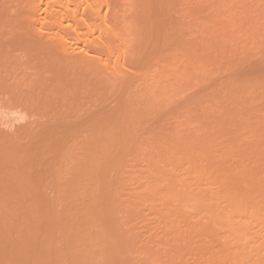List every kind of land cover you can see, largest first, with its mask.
I'll return each instance as SVG.
<instances>
[{"label": "rangeland", "instance_id": "1", "mask_svg": "<svg viewBox=\"0 0 264 264\" xmlns=\"http://www.w3.org/2000/svg\"><path fill=\"white\" fill-rule=\"evenodd\" d=\"M81 1L39 0L37 4L33 0H0V52H3L0 61L5 55L12 58L5 59V56V63H0V67L5 66L1 69L9 71L13 64L19 65L24 58L29 60L24 53L26 56V52L38 53L36 65L41 61L45 66L46 60L50 64L47 66L51 67L46 66V69L42 63L38 65L44 70L37 78L34 73L38 70L31 65L34 60L30 58L28 65L31 67L27 65L28 68L27 62L20 63V67L17 66L21 70L14 71L20 72L19 78L25 81L26 75L29 79L36 75L34 80L40 81L37 85V81L31 80L30 83L37 85L31 87L29 82L26 83V76L25 85L22 82L25 88L17 86L23 90L21 93L28 87L25 91L28 95L29 91L39 90L45 98L49 93L48 100L54 107H57L56 103L63 108L75 105V112L74 109L69 111V107L64 110L69 115L71 112L68 121L78 122L79 126L82 121L85 125L87 114L95 119V115L112 108L115 121L111 115L113 121L108 123L109 126L106 121L99 124L102 118L100 121L87 120L97 126L94 129H99L98 132L101 128L109 133L113 130L112 145L107 146L109 142L103 141L110 151L103 146V150L93 148L100 157L92 166L98 169L99 175L102 166L110 168L111 176L107 170L103 174L104 169L101 174L112 178L100 175L98 179L107 178L112 183L109 186L104 179L107 183L104 186L100 179L96 182L101 184L99 193L94 184L97 189L93 190L97 194L85 195L79 190L80 195H71L73 189L64 183L70 172L66 170V177L58 169L59 173L47 177L43 171L45 178L40 171L41 178L36 177V182L26 184L23 192L19 190L23 194L0 195V264H264V0ZM86 1L93 2L96 9ZM88 5L96 10L95 14ZM71 9H74L73 14ZM89 20L96 22V27L92 22L88 23ZM86 23L90 28L85 26ZM152 24L158 25L159 29ZM91 25L94 26L92 30ZM152 31L154 35H151ZM105 38H108L109 46L115 41L110 55L104 51ZM63 41L69 45L63 47ZM52 42L51 47L49 43ZM129 44L135 54L130 48L125 49ZM136 50L139 53L136 54ZM44 54L48 55L45 57ZM41 57L48 59L42 58V61ZM108 57L110 63L104 69L103 59ZM115 59L118 71L110 66ZM132 61L142 71L135 68ZM8 62L13 63H9L10 66ZM1 69L2 78L8 73ZM143 71H147L148 78L146 72L143 77ZM14 72L9 71L7 77L14 79L11 77ZM126 75L135 78L138 75L143 81L136 78L130 84L126 81L128 85L124 82ZM7 77L3 78L1 91ZM26 84L31 86L26 87ZM152 88L154 91L156 88L157 93ZM147 90L156 98L149 96ZM1 91L4 95L5 91ZM25 92L23 95H27ZM5 96H9L7 92ZM31 96L33 103L34 94ZM146 96L153 99L149 102ZM36 98L35 102L42 103L40 96ZM137 101H144L145 108L141 103V107L138 106ZM50 105L44 111H49ZM129 108L133 110H127ZM135 109H139L137 112L142 109V112L136 114ZM72 112L77 113L76 116L73 117ZM0 113L3 116V119L0 117V134L5 131V138L10 134L9 139L0 137L1 154L12 142L20 143L22 147L29 138L37 140L38 135L31 137L28 133L32 129L38 133L39 128L33 124L34 128L30 124L24 126L32 117L25 118L23 112L7 109L4 110L6 115ZM99 116L105 118L102 114ZM43 117L37 121H42ZM76 125L70 126L76 129ZM21 127L26 132L21 133ZM83 131L84 128L81 132H86ZM93 131H87L88 135ZM101 132L103 135V130ZM15 133L25 141L18 143L20 140ZM93 133L97 135V131ZM90 136H82V139ZM75 138L77 141L78 136ZM74 140L72 145L71 140L67 141L70 145L63 141L70 148L62 145L68 149L63 152L60 147L58 153L63 157H58L59 162L53 153V164L61 166L63 163L61 167L66 164L65 169H68L74 163L79 165L80 158L88 159L85 158L88 154L81 155L78 144L80 150L75 148ZM30 141L28 145L32 143ZM82 141L87 145L85 140ZM95 141L97 143L98 139ZM13 144L10 149L19 148ZM41 150L47 149L42 147ZM74 151L78 153L71 160L69 155ZM106 151L111 152L108 157L111 166H108L107 158L106 164L102 165L101 160L109 156ZM51 152L42 156L51 158ZM70 160L74 163L68 164ZM49 163L45 172L53 174L55 165L50 168ZM77 164L69 168L73 169ZM81 164L79 166H83ZM72 174L73 171L70 177ZM59 175L64 177L61 179Z\"/></svg>", "mask_w": 264, "mask_h": 264}, {"label": "bare ground", "instance_id": "2", "mask_svg": "<svg viewBox=\"0 0 264 264\" xmlns=\"http://www.w3.org/2000/svg\"><path fill=\"white\" fill-rule=\"evenodd\" d=\"M33 1H34V3H37V4H38V1H39V0H38V1H37V0H33ZM35 1H37V2H35ZM40 1H41V0H40ZM47 1L49 2V0H47ZM56 1H58V0H56ZM67 1H68V0H67ZM45 2H46V1H45ZM51 2H52V1H51ZM69 2H72V1H69ZM80 2H82V1L80 0ZM86 2L88 3V1H86ZM89 3H90V5H91L92 7H93V5H94V8H95L96 5H95L93 2L89 1ZM89 3H88V4H89ZM92 4H93V5H92ZM90 5H88V6L91 7ZM32 6H34V4H33ZM35 6H36V5H35ZM37 6H38V5H37ZM92 7H91L90 9H91V10H94V8H92ZM37 8H38V7H37ZM32 9H33V8H32ZM41 9H43V8H41ZM44 9H45V7H44ZM77 9H78V7H76V10H75L76 12H77ZM95 9H96V8H95ZM30 10H31V7H30ZM71 10H72L71 13L73 14V10H74V9H71ZM95 11H96V10H94V14L96 13ZM40 12H41V11H40ZM48 12H49V11H48ZM43 14H44V13H43ZM44 16H45V15H44ZM44 16H43V17H44ZM92 20H93V19H92ZM92 20H91V21L89 20L88 23L92 24L93 21H94V20H93V21H92ZM91 22H92V23H91ZM93 24H95L94 26L96 27V22H94ZM152 25L154 26V24H152ZM155 25H156V24H155ZM85 26H86V27L88 26V28H90V25H87V23H86ZM94 26L91 25V30H92V27L94 28ZM143 26H144V25H143ZM150 26H151V25H150ZM97 27H98V25H97ZM147 27H148V26H147ZM154 27H155V29H156V28L158 27V25H157V27H156V26H154ZM154 27H152V28L154 29ZM142 29H144V28L142 27ZM157 29H159V27H158ZM112 30H113L114 33H116V32L114 31L115 29H113V27H112ZM112 30H111V32H112ZM117 31H118V30H117ZM157 31H158V30H156V32H157ZM118 32H119V31H118ZM152 32H153V31H152ZM152 32H151V33H152ZM144 33H145V32H144ZM144 33H143V34H144ZM140 34H141V33H140ZM143 34H142V35H143ZM154 34H155V33L153 32L151 35H154ZM151 35H150V36H151ZM156 35H157V37L159 38V36H158V32H157ZM156 35H155V38H156ZM109 36H110V34H109ZM109 36H108V38H109ZM113 36H114V34H113ZM115 36H117V34H115ZM118 36H119V35H118ZM106 37H107V36H106ZM108 38H105L107 41H103V42H106V43H104L105 45H104L103 47L105 48V50H104L105 53H106L107 55H110V54H111L112 44H114L115 41H114V43H111V45H110L111 47H110V46H109V42H108ZM118 38H119V37H118ZM158 38H156L157 41H158ZM112 39H113V38H112V35H111V39H110V40H112ZM115 39H116V38H115ZM121 39H122V37H121ZM65 41H66V40H65ZM65 41H63L64 44L61 43V44H63V47H66V46L69 45V44L66 45V44H65V43H66ZM126 41L128 42V40H125V42H126ZM157 41L155 40L154 42L158 43ZM54 42H55V41H54ZM118 42H120V41H118ZM122 42H123V41H122ZM67 43H68V42H67ZM137 43H138V42H137ZM140 43H141V42H140ZM140 43H138V44H140ZM50 44H51V47H52V46H53V45H52L53 42H52V43H49V46H50ZM122 44H123V43H122ZM64 45H66V46H64ZM125 45H126V44H125ZM155 45H156V44H155ZM158 45H160V43H159ZM128 46H129V47L126 46L125 49H126V48L129 49L130 46H131V44H129ZM142 46H143V45H142ZM138 47H139V46H138ZM143 47H144V46H143ZM158 47H159V46H158ZM158 47H155L156 50H157ZM104 48H103V49H104ZM144 48H145V47H144ZM149 48H150V46H149ZM70 49H71V48H70ZM136 49H138V48H136ZM139 49H141V48H139ZM147 49H148V48H147ZM158 49H159V48H158ZM130 50H131V48H130ZM130 50H129V51H130ZM142 50H144V49H142ZM159 50H160V49H159ZM122 51H123V49H122ZM125 51H126V54H127V50H125ZM129 51H128V54H130V55H132V53L135 54V53H134L135 50L133 51V49H132V50H131V51H133L132 53H129ZM139 51H140V50H139ZM149 51H150V50H149ZM9 52H10V51H9ZM35 52H36V51H35ZM67 52H68V51H67ZM152 52H153V51H152ZM154 52H155V50H154ZM154 52H153V53H154ZM0 53H3V52L1 51ZM26 53H27L28 55L26 56L25 53H24V55H25V57H26L27 59L29 58V60H26V61H25V60H24L25 58L23 59L24 61L21 59L22 62L19 61L20 59H17V58H16V60H18L20 63L27 62V64L25 63L26 66H27L28 64L31 63V62L28 63V62L30 61V58H31V60H34L35 63H31V65H32V67H35V66H36V68H37V70H38V71L35 72L34 74L38 75L37 78H40L41 75H40L39 72H41V71L44 70L42 67L46 68L47 64L50 65L49 62H46V60H45V63H46V64H45V66H44V64H43L44 62L42 63L41 61H39L40 64H38V65H41V63H42V67L39 66V68H38V65H36V64H37L36 62L39 60V59H37V58H38L40 55H38V53H37V54H34V55H33V53H28V52H26ZM39 53H40V52H39ZM70 53H71V52H70ZM123 53H124V52H123ZM137 53H139V52H137V50H136V54H137ZM141 53H142V52H141ZM146 53H147L146 56H148L149 53H148V52H146ZM155 53H156V52H155ZM155 53H154V54H155ZM5 54H6V53H5ZM5 54H4V55H5ZM41 54L43 55V53H41ZM67 54H68V53H67ZM121 54H122V53H121ZM126 54H125V55H126ZM13 55H14V53H13ZM15 55H16V54H15ZM17 55H18V54H17ZM22 55H23V54H22ZM24 55H23V56H24ZM29 55H30V57H29ZM37 55H38V57H37ZM46 55H48V54H44L45 57H46ZM112 55H113V52H112ZM130 55H129V57H130ZM143 55H144V52H143ZM0 56H1V55H0ZM5 56H6L5 59H9V58L7 57L8 55H5ZM5 56H4V57H5ZM9 56H10V55H9ZM11 56H12V55H11ZM23 56H22V57H23ZM33 56H36V58H33ZM133 56H134V55H133ZM136 56L138 57V55H136ZM140 56H141V54H140ZM140 56H139V57H140ZM153 56L156 57V55H153ZM157 56H158V54H157ZM4 57L2 58L3 61L5 60ZM12 57L15 58V56H12ZM18 57H19V56H18ZM45 57H41V60H42V58H43V59H48V58H45ZM131 57H132V56H131ZM137 57H136V59H138ZM150 57L152 58L151 55H150ZM14 58H13V60H14ZM114 58H115V57H114ZM132 58L134 59L135 57H132ZM143 58H145V57L143 56ZM151 58H150V59H151ZM11 59H12V58H11ZM11 59H9V60H11ZM58 59H59V58H58ZM125 59H126V57H125ZM133 59H132V60H133ZM141 59H142V57H141ZM13 60H12V61H13ZM129 60H130V58H129ZM146 60H147V59H146ZM146 60H145V61H146ZM3 61H0V63H5V62H3ZM7 61H8V60H7ZM42 61H43V60H42ZM48 61H49V60H48ZM115 61H116V59L114 60L113 63L111 62V65H110V66H111V68L114 67L113 69L118 71V69H116V68H115V65H114ZM130 61H131V60H130ZM130 61H129V62H130ZM133 61H134V60H133ZM133 61H132V63H133V66H134V62H135L136 60H135L134 62H133ZM140 61H141V60H140ZM145 61L143 60V62H145ZM39 62H38V63H39ZM108 62H109V57L103 59V63H104V65H105L104 69H107V65L110 63V62H109V63H108ZM127 62H128V58H127ZM148 62H149V61H148ZM148 62H147V63H148ZM9 63H13V62H8V64H9ZM15 63H16V62H15ZM20 63H19V65H20ZM121 63H122V62H121ZM137 63H138V65H139V62H137ZM137 63H136V65H137ZM8 64L6 63V67H8ZM16 64L18 65V63H16ZM25 64H24V65H25ZM33 64H34L35 66H34ZM125 64H126V63H125ZM125 64H124V65H125ZM128 64H129V63H128ZM9 65L11 66L12 64H9ZM17 65L14 66V64H13V66H11L12 68L15 67V68H13V69L9 66V67H10L9 71L12 70V71L14 72V71H16V69H17V71H18V70H19V68H18L19 65H18V66H17ZM113 65H114V66H113ZM130 65H131V63H130ZM138 65H137V66H138ZM142 65H143L142 68H144V63H143ZM22 66H23V65H22ZM22 66H21V67H22ZM28 66H30V65H28ZM28 66H27V68H28ZM131 66H132V65H131ZM133 66H132V67H133ZM145 66H147V65H145ZM1 67H2V65H1ZM1 67H0V69H1ZM3 67H5V66H3ZM3 67H2V68H3ZM9 67H8V68H9ZM16 67H17V68H16ZM19 67H20V66H19ZM30 67H31V66H30ZM40 67H41L42 70L40 69ZM47 67L49 68V67H51V66H47ZM127 67H128V66H127ZM134 67H135V66H134ZM139 67H140V65H139ZM149 67L151 68V66H149ZM152 67H153V66H152ZM129 68H130V67H129ZM135 68H138V67H135ZM145 68H146V67H145ZM3 69H4V68H3ZM39 69H40V70H39ZM46 69H47V68H46ZM46 69H45V70H46ZM138 69H139V68H138ZM1 70H2V69H1ZM20 70H21V69H20ZM20 70H19V71H20ZM134 70H135V69H134ZM139 70H141V69H139ZM148 70H149V68H148ZM2 71H5V74H7V73L9 74V71H7L6 68H5V70H2ZM141 71H142V70H141ZM149 71H150V70H149ZM145 72H146V74H147V71H145ZM145 72H144V71H143V73L141 72V73L143 74V77L145 76V75H144ZM0 73H1V71H0ZM3 73H4V72H3ZM14 73H15V72H14ZM38 73H39V74H38ZM118 73H119V72H118ZM135 73L137 74L138 72L135 70ZM141 73H140V74H141ZM159 73H160V72H159ZM1 74H2V73H1ZM8 74H7V75H8ZM138 74H139V73H138ZM142 74H141V75H142ZM7 75H6V76H5V75H4V76L1 75V76H2V78L0 77V78H1V82H0V85H1V86L3 85V84H2V81L4 80L3 78H6ZM11 75H12V76H11ZM11 75H10V76L13 77L14 79L9 78V76H8L7 79H8V78H9V79H12V80H10L11 82L8 81L9 79L7 80L8 82L5 80L6 84H5V82H3V83H4V86L2 87V90H3V91H1V89H0L1 92H4V91H5V92L3 93L4 95H1L2 93L0 94V95L2 96V97L0 96V109H1L0 112L2 111V114H4V110L7 109L8 111H9V110H12V111H15V112H23L22 114H23V115L25 114V115H24L25 118H26V116L29 117V118L32 117L31 119L33 120V119H34L33 117H35V119H34L33 121H32V120L29 121V122L26 123V125H24V126H27V124H30V125L33 124V125H35V128H36V129L39 128V129L36 130L38 133H36V132L34 133V130H33L32 127H31V126H33V125L30 126L33 132L29 130L30 133H28V132H27V133H28V135H30L31 137H34L35 135H38L39 137H37V140H35V139L33 140L32 138H29L27 141L29 142V140H31L32 143H31V144L29 143V145H28V142H27V143L25 144V145H27L26 148H25V145L23 146V144H24L23 141H25V140L22 141L23 137H22V139L20 140V139L18 138L17 134L15 133L16 135H15V134H14V135L17 136V138L20 140V141H18V143L22 141V143H23V144H22V147H23V148L19 146L20 143H19L18 145H15V144H13V142H12L11 144H13L14 146H16V148L19 146V148H17V149L15 150V149H12L13 147L11 146L12 148L10 149L9 146H10L11 144H8V145H7L8 148H7L6 150L4 149V151H3V148H4V147L2 148V151L4 152V154H3V152H2V154L0 153V158H1V159H0V162L2 161V163H3V164L1 163V165H3V166L0 165V167L2 168V169H0V195H6V194H7V195H13V193H14V195H16V192L18 193L17 195H20V193L23 194V193H22V192H23L22 189L27 188V187H25L26 184H28V183H30V182H33V181L36 182V181H37V180L35 179L36 177H37V178H41V176H39V174H38L40 171H41V173H43V171H44V173H45V175H46V177H47V175L49 176V174L54 175L55 172H58V173H59L58 169H60V172H61V170H62V172L64 173V174H63L64 176H66V175H65L66 172H67V173H68V171L70 172V174H67V175H69V177L66 176V177H67V178H66V179H67V180H66L67 182H64V183H68L69 185H67V186L65 185V186H66V187H68V186L70 187V186H71L70 189H71V188L73 189L71 195H78L81 191H82L83 194H85V195H94L95 193L93 194V192H96V191H98V190H99L98 193L100 192V189H101V188H100L99 186H100L101 184H100V185L97 184V183H99L100 181H102V182L104 183V186H105V184H107V183H108V185L111 184L112 182H110V179L106 180L107 178H112V177L107 176V175L109 174L108 171L111 170V169L109 168V170H108V168L106 169V168H104L105 166L103 167L102 165H105V164H106L105 161H107V160L109 159L108 157H111V156H110V153H111V152H109V151H110V148H109V149H106V145H107L108 142H109V145H107V146H110V144H111L112 141H113V139H112V136H113V135H112L113 130L110 131V133H109V131H108L107 129H106L107 131H104V129L101 128L100 130H101V131L103 130V135H101L102 132L99 131V132L101 133V134H100V133L98 132L99 129L95 130V129L97 128V126H95V124H93V122H90V124L87 122V120H88V121H91V120L93 119V118H92V119L90 118L91 116L88 117V114H87V117H86L87 120H85V118H84V120H85V125L82 124L83 121L80 122V126H79V123H78V122H72L71 120L68 121L67 118H70V117H71V112H70V115H69V114H66V111L64 110L65 107L63 108V105H59V103H56L55 105H57V107H54V106H53L54 104H53L52 102H50V100H48V99H49L48 97L50 96L49 93L45 94V95H47V96L49 95L48 97L43 98V97H42L43 95H41L42 93L39 92V90H37V89L35 88L38 92H35V90H34V91H29V95H28V92H25V91H28V90H27V89H28L27 85L29 86V84H26V87H27V88H26V90L24 89V92L27 93V95H26V94L23 95L24 92L21 93V90H22V89H19V88H20V87L22 88V86L25 85V82H26V80H27V79H25V78H26L27 75H26L25 78H24L25 81H23L22 78H19L20 72H17V74H16V73H15V74L12 73ZM14 75H16V77H15ZM36 75H35V77H36ZM121 75H122V74H119V76H121ZM134 75H135V74H134ZM134 75H132V77H131L130 75H126V78H127L128 80L125 78V81H124V82L127 83L126 81H128V83L130 84V82L133 81V79H136V78H137L136 80H142V81H143V78L140 77V79H138L139 76L136 75V78H135ZM158 75H159V74H158ZM128 76H130V77H128ZM133 76H134V77H133ZM147 76H148V74L146 75V78H148ZM27 77H28V76H27ZM31 77H32V76H31ZM35 77H34V78H30V79H29V77H28V81H27L26 83H28V82L30 83L31 80H34V79H35ZM15 78H17V80H16V81H13V80H15ZM120 78H121V77H120ZM154 78H155V77H154ZM18 79H19V80H18ZM21 80H22V81H21ZM29 80H30V81H29ZM38 80H39V79H36V80H34V81H32V82H35V83H36V81H37V85H38V84H39V83H38ZM122 80H123V79H122ZM155 80H156V79H154L153 82H154ZM17 81H18V82H17ZM20 81H21V83L19 84ZM39 81H40V80H39ZM144 81H145V80H144ZM13 82H14L15 84H14ZM16 82H17V83H16ZM22 82H23V85H22ZM124 82H123V83H124ZM135 82H136V81H135ZM146 82H148L147 79H146ZM9 83H10V84H9ZM11 83H13V84H11ZM35 83H34V84L30 83V84L32 85V86H31V85H30V86H31V87H36L37 85H36ZM125 83H124V84H125ZM128 83H127V84H128ZM138 83H140V82H138ZM142 83H145V82H142ZM150 83H152V82L150 81ZM154 83H155V82H154ZM154 83H153V84H154ZM40 84H41V82H40ZM127 84H125L124 86H126ZM129 84H128V85H129ZM147 84L149 85V83H147ZM147 84H145V86H146ZM5 85H6V86H5ZM12 85H13V86L15 85V87H13ZM17 85H19L20 87L17 86ZM128 85L125 87L126 89H129V86H128ZM139 85H140V84H139ZM142 85H144V84H142ZM155 85H156V84H155ZM155 85H154V87H155ZM30 86H29V87H30ZM156 86H158V84H157ZM127 87H128V88H127ZM159 87H160V86H159ZM0 88H1V87H0ZM4 88H5V89H4ZM7 88H8V89H7ZM11 88H12V89H11ZM23 88H25V86H23ZM146 88H147V87H146ZM16 89H18V90H16ZM142 89H143V88L141 87V90H142ZM7 90H8V91H7ZM11 90H14V91H13L14 93L12 92V94H11ZM15 90L17 91V95H18V94H19V95L22 94V95H21L22 97H20L19 95H18V96H19L20 98H19L18 96H16V94H15ZM144 90H145V89H144ZM152 90H153V88H152ZM19 91H20V92H19ZM22 91H23V90H22ZM138 91H139V90H138ZM148 91H149V90H147V93H148ZM156 91H158V90H156V88H155V91L153 90V92H156ZM6 92L8 93L9 96H5V93H6ZM30 92H31V93H30ZM144 92L146 93V91H144ZM20 93H21V94H20ZM36 93H39V95H38V94L35 95ZM40 93H41V94H40ZM132 93H133V92H132ZM149 93H150V92H149ZM149 93H148V94H149ZM156 93H157V92H156ZM14 94H15V96H14ZM33 94H34V96H33ZM43 94H44V93H43ZM130 94H131V92H130ZM130 94H129V95H130ZM133 94H134V93H133ZM133 94H132V95H133ZM137 94H138V93H137ZM153 94H154V93H153ZM153 94H152V96H154L153 98H156V97H155V94H154V95H153ZM6 95H7V94H6ZM25 95H26V97L24 98ZM31 95H32L34 98H33ZM132 95H131V96H132ZM158 95H159V94H158ZM158 95H157V96H158ZM30 96L32 97V99H33L32 101H33L34 104L31 102ZM37 96H40V99H41V97H42L41 102H42L44 105H43L42 103L35 102V100L37 99V98H36ZM139 96H140V95H139ZM141 96H143V94H141ZM149 96H151V94H149ZM149 96H148V97L146 96V98H148V100H149V102H150L153 98L151 99L152 96H151V97H149ZM4 97H5L6 99H5ZM27 97H28V98H27ZM144 97H145V95H144ZM132 98H134V96H133ZM149 98H150V99H149ZM34 99H35V100H34ZM43 99H44V100H43ZM46 99H47V100H46ZM135 99H136V98H134L133 100H135ZM140 99H141V98H140ZM140 99H139V100H140ZM143 99H144V98H143ZM24 100H25L26 102H25ZM27 100H28V101H27ZM137 100H138V99H137ZM46 101H49V103L47 102V103L45 104L44 102H46ZM144 101H145V100H144ZM144 101H143L142 103H141V101H140L139 103H138V101H137L138 106L141 107V104L143 105V104H144ZM146 101H147V100H146ZM135 102H136V100H135ZM37 103H38V104H37ZM140 103H141V104H140ZM35 104H36V105H35ZM39 104H40V105H39ZM41 104H42V105H41ZM47 104H48V105H47ZM50 104H51L52 106H51ZM63 104H64V103H63ZM145 104H146V102H145ZM37 105H39V106L37 107ZM49 105H50V107H49V111H48V110L44 111L45 109H48L47 106H49ZM58 105H59V107H60V106H61V107L58 108ZM66 105H68V104H66ZM66 105H65V106H66ZM69 105H70V104H69ZM41 106H43V107H41ZM45 106H46V107H45ZM71 106H72V105H71ZM74 106H75V105H74ZM74 106H72L73 108H71L70 106H68L69 109H70V110H69V109H68V110H69V111H72V110L74 109ZM145 106H146V105H145ZM44 107H45V108H44ZM52 107H54V109H52ZM68 107H67V108H68ZM143 107H144V105H143ZM55 108H57V109L55 110ZM67 108H65V109H67ZM144 108H145V107H144ZM51 109H52V110H51ZM71 109H72V110H71ZM40 110H42V111L39 112ZM50 110H51V111H50ZM127 110L132 111L133 109L130 110V108H129V109H127ZM136 110H139V109H135V110H134V113L136 112V114H137L138 112H140V113L142 112V111H141L142 109H140V111H138V112H137ZM43 111H44V112H43ZM69 111H68V113H69ZM98 111H99V110H98ZM98 111H97V112H98ZM42 112H43L44 114H43ZM45 112H46V113H45ZM74 112H75V109H74ZM74 112H72V116H73V117H74V115L76 116V114H77V113H76V114H73ZM112 112H113V111H112V108H109V109L106 108V109L103 110L102 112H100V113L98 112L99 114H102V116L104 115L105 118L100 117L101 115L99 116V114H97V115H95V117H96V116H97V117H96L95 119H93V120L97 121V119H98V121H100L101 118H102V122H100L99 124L101 125V123H103V121H106L105 123H107V125H108V123H110L111 120H112V118H111V117H112L111 115H113ZM125 112L127 113V111H125ZM103 113H104V114H103ZM0 114H1V113H0ZM45 114H46V115H45ZM48 114H49V115H48ZM94 114H95V113H94ZM94 114H92V116H94ZM114 114H115V113H114ZM128 114H129V113H128ZM4 115H6V113H5ZM43 115L45 116V117H43V120H44V121L42 120V121L38 122L37 120L39 119V117L41 118V116H43ZM1 116H2V115H1ZM1 116H0V117H1ZM46 116H47V117H46ZM22 117H23V116H22ZM36 117H37V119H36ZM98 117H100V119H99ZM113 117H114L113 120L115 121V116L113 115ZM45 118H46V119H45ZM47 118H48V119H47ZM88 118H90V120H89ZM1 119H3V116H2ZM81 119H82V118H81ZM81 119L78 118V120H81ZM40 120H41V119H40ZM73 120H74V119H73ZM82 120H83V119H82ZM113 120H112V121H113ZM76 121H77V120H76ZM71 122H72V123H71ZM76 123H78V124L76 125ZM91 123H92V124H91ZM105 123H104V125H105ZM113 123H114V122H112V124H113ZM0 124H1V123H0ZM81 124H82V125H81ZM88 124L91 125V126H89ZM70 125H71V126H72V125H76L77 128H76V129H73ZM102 125H103V124H102ZM107 125H105V126H107ZM36 126H37V127H36ZM76 126H75V127H76ZM78 126H79V127H78ZM81 126H83V127L80 128ZM84 126H87V128H85ZM94 126H95V127H94ZM108 126H109V125H108ZM110 126H111V125H110ZM22 127H23V126H22ZM22 127H21V129H22ZM30 127H29V129H30ZM91 127H92V128H91ZM15 128H16V127H15ZM17 128H18V127H17ZM25 128H26V127H25ZM33 128H34V126H33ZM83 128H84V131H83V132H85V131H86V132H87V131L89 132V131H90L89 133H91V130H94L93 132H96V131H97V133H95V135L97 134V135H96L97 138L95 139L96 136L93 135V134H94L93 132H92V134H89V135H88V132H87V133H86V132H85V133H82L81 130H82ZM94 128H95V129H94ZM111 128H112V127H111ZM21 129H20V130H21ZM78 129H80V133H82V134H84V135L80 134ZM87 129H88V130H87ZM89 129H90V130H89ZM112 129H113V128H112ZM4 130H5V129H4ZM16 130H17V129H16ZM20 130H19V131H20ZM74 130H75L77 133L74 132ZM17 131H18V130H17ZM24 131H25V129H22L21 133L24 132ZM6 132H7V131H6ZM9 132H10V131H9ZM25 132H26V131H25ZM72 132H74V134H75L76 136H75L74 134H72ZM0 133H1V132H0ZM2 133H3V132H2ZM4 133H5V131H4ZM4 133H3V135L0 134V137L2 136V138H4L3 140H5V139H9V138H10V134L8 135L9 138H8V137L5 138V137H4ZM10 133H12V131H11ZM13 133H14V132H13ZM27 133H25V134H27ZM106 133H108V134H106ZM5 134H6V133H5ZM6 135H7V134H6ZM6 135H5V136H6ZM28 135H27V137H28ZM90 135H92V137H91ZM98 135H101V136L103 137V139H102L101 136H99V138H98ZM111 135H112V136H111ZM77 136H78V138H77ZM79 136H81V137H79ZM82 136H90V137H88V138L85 137V138H87V139H82ZM108 136H110L112 140H110V137H108ZM27 137H26L25 139H27ZM73 137H74V138L76 137V138H77V141H78V140H79V141L77 142L76 140H74ZM104 137H105V138H104ZM35 138H36V137H35ZM76 138H75V139H76ZM106 138H107V139L109 138V139L107 140ZM0 139H1V138H0ZM11 139H12V137H11ZM11 139H10V140H11ZM66 139H68L67 141H70V140H71V142H70L71 145H72V141L74 140V144H76V146H75L74 144H73V146H75V148H78V147L80 146L79 148L82 149L81 155H84V154L87 155V154H88L87 156H85V158L88 157V159H84V157L82 158V159H84V160L87 161L86 164H85L86 161L83 162L84 160H81L80 157H79L80 160L78 159V160H79L78 163H79V165H80V164H81L80 161H82V162H83V163H82L83 166H84V165H87V166L90 167V168H88L87 166H86V167L79 166L77 163H74V162L71 161V160H73V159L75 158V157H73L74 154L77 155L78 152L75 153L76 151H74V153L72 152L73 155L69 152V154H71V155H69L70 158L73 157V159L71 158V160L69 161V162H71V163H68V164H72V163L77 164V166L74 167L73 169H72V167H73L74 164L69 165V166H72L71 168H69V166H68V169H65V167H67V166H65V165H66V164H65V163H66L65 161H64V162H65V163H64V164H65L64 167H61V166H63V163H62L61 166L59 165V163L53 164V163L55 162V160H56V162H57V161L59 160V158L63 157L62 153H61V154L58 153V150L60 151V149L63 148L62 145H64V147H65V145H67L66 143H68V142L65 141ZM72 139H73V140H72ZM97 139H98L97 143H99V144H97L96 141H95V140H97ZM100 139H102V140H100ZM104 139L107 141V144L104 143V142H106V141H104ZM14 140H15L14 143H16L17 140H16V139H14ZM82 140H85V141L87 142V145H86V143L84 144V143H83L84 141H82ZM1 141H2V140H1ZM7 141H8V140H7ZM7 141H3V142L5 143V142H7ZM31 141H30V142H31ZM33 141H34V143H33ZM63 141L66 142V143H64ZM75 141H76L77 143H75ZM101 141H102V142H101ZM103 141H104V142H103ZM110 142H111V143H110ZM7 143H9V142H7ZM82 143L84 144V146H82ZM101 143H103V144H101ZM5 144H6V143H5ZM77 144H78L79 146H78ZM88 144H89V145H88ZM96 144H97V146H96ZM100 144H101V145H100ZM68 145H70V144L68 143ZM68 145L66 146L67 148H68ZM92 145H93V146H92ZM99 145H100V146H99ZM111 145H112V144H111ZM2 146H3V145H2ZM2 146H0V147H2ZM7 146H6V147H7ZM61 146H62V147H61ZM73 146H71V147H73ZM77 146H78V147H77ZM91 146H92V147H91ZM101 146H103V148L105 147V150H109V151H106V153L109 154V156H107V154L104 153V154H106V155H104V156H107V157L104 158V156H102V157L105 159L104 161H102L103 159L101 158V159H102L101 162H104V163H102V165H101V166H102V170H103V169L105 170V171L103 170V174H104V172H105V174L108 172V174L105 175V176H104V175L102 176V174H101L102 170H99V172L101 171V172H100V175H101L102 177H106V176H107V178H104V179L106 180L105 182H107V183H105V182L103 181V180H104L103 178H102V179H101V178L98 179V177H101V176L98 174V169L95 170V169L93 168V167H94L93 164L96 163V162H95L96 159H97L98 157H100V156H97V155H96V154H98V151L95 152L94 150L102 149ZM6 147H5V148H6ZM42 147H43L44 150H46V149H47V150L43 152V151L41 150ZM45 147H46V149H45ZM60 147H61V148H60ZM82 147L85 148V151H84V149H83ZM90 147H91V148H90ZM94 147H96V148H94ZM69 148H70V146H69ZM69 148H68V149H69ZM79 148H78V149H79ZM88 148H89V149H88ZM93 148H94V150H93ZM64 149L66 150V148H63V149H61V150H63V152H64ZM68 149H67L66 151H68ZM86 149H88V150H86ZM7 150H8L9 152H7ZM70 150H72V149H70ZM70 150H69V151H70ZM73 150H74V149H73ZM79 150H80V149H79ZM102 150H103V149H102ZM51 151H52V152H51ZM53 151H54V152H53ZM66 151H65V152H66ZM83 151H84L85 153H84ZM89 151H90L91 153H90ZM6 152H7V153H6ZM50 152L52 153V154H51V158H50V156H49L48 158L45 157V156H42V155H46V156H48V153H50ZM60 152H61V151H60ZM88 152H89V153H88ZM94 152H95V153H94ZM103 152H104V151H103ZM108 152H109V153H108ZM45 153H46V154H45ZM53 153H55L57 156L54 157L55 155H54ZM57 153H58V154H57ZM82 153H83V154H82ZM92 153H94V154H92ZM90 154H91V155H90ZM3 155H4V156H3ZM60 155H62V156L59 157ZM78 155L81 156V155H80V152H79ZM111 155H112V154H111ZM1 156H2L3 158H2ZM52 156H53L54 158H57V159L53 160L54 158L52 159ZM96 156H97V157H96ZM44 157H45L46 159H45ZM58 157H59V158H58ZM64 157H66L65 154H64ZM67 157H68V156H67ZM81 157H82V156H81ZM70 158H69V159H70ZM106 158H107V160H106ZM2 159H3V160H2ZM64 159H65V158H64ZM61 160H62V159H61ZM75 160H76V162H77V156H76V159H75ZM110 160H111V159H110ZM110 160H108V163H109ZM3 161H5V162H3ZM52 161H53V162H52ZM59 161H60V160H59ZM59 161H58V162H59ZM62 161H63V160H62ZM62 161H61V162H62ZM66 161H67V160H66ZM49 162H50V163L52 162V163L50 164ZM61 162H60V163H61ZM67 162H68V161H67ZM48 163L50 164V168H53V167H54L53 171H54V170H55V171L53 172V174H52V173H49V171H47L48 174H46V172H45V171L47 170V167H49V165H47ZM108 163H107V164H108ZM82 164H81V165H82ZM88 164H89V165H88ZM46 165H47V166H46ZM51 165H55V166H56V165H59V166H57V168H56L57 171H56V169H55V166L52 167ZM109 165L111 166V162L108 164V166H109ZM41 166H42V167H41ZM43 166H44L45 169H43ZM45 166H46V167H45ZM92 166H93V167H92ZM4 167H6V168H4ZM38 167H39V168H42V170L39 169ZM80 167H81V168H80ZM106 167H107V165H106ZM36 168H37V172H36ZM50 168H49V170H51ZM79 168H80L81 170H80ZM69 169H71V171H70ZM66 170H68V171H66ZM78 170H79V171H78ZM106 170H107V172H106ZM72 171H73V174H72L73 177H72V176H71V177H72L73 179H71V177H70ZM35 172L37 173V176H36V173H35ZM51 172H52V170H51ZM41 173H40V175H42V177H44V173H43V174H41ZM77 173H78V174H77ZM110 173H111V171H110ZM82 174H83V175H82ZM57 175H58V174H57ZM60 175H61V174H60ZM60 175H59V176H60ZM74 175H75V177H74ZM76 175H78V176H76ZM109 175H110V174H109ZM64 176H62V177H64ZM110 176H111V175H110ZM52 177H53V176H52ZM60 177H61V176H60ZM62 177H61V179H62ZM44 178H45V177H44ZM49 178H50V177H49ZM49 178H48V179H49ZM54 178H55V176H54ZM56 178L58 179L59 177H56ZM34 179H35V180H34ZM42 179H43V178H42ZM50 179H51V178H50ZM63 179H64V178H63ZM70 179L73 180L74 182L71 181ZM76 179L78 180V182L75 183ZM100 179H101V180H100ZM38 180H40V179H38ZM44 180H45V179H44ZM68 180H70V181H68ZM97 180H100V181L97 182ZM47 181H48V180H47ZM56 181H57V180H56ZM56 181H54V187H55V185H56V184H55ZM64 181H65V179H64ZM108 181H109V182H108ZM111 181H112V180H111ZM71 182H72V183H71ZM79 182H80V183L83 182V183H82V184H79ZM96 182H97V183H96ZM62 183H63V181H62ZM64 183H63V184H64ZM74 183H75V184H74ZM103 183H102V184H103ZM59 184H60V183H58L57 185H59ZM94 184H97L98 189L96 188V185H94ZM61 185H62V184H61ZM108 185H106V186L109 188L110 185H109V186H108ZM28 186H30V185H28ZM59 186H60V185H59ZM65 186H64V187H65ZM52 187H53V185H52ZM57 187H58V186H56V188H57ZM69 187H68V188H69ZM107 187H106V188H107ZM60 188H61V187H60ZM60 188H59V189H60ZM62 188H63V186H62ZM95 188H96L97 190H96ZM93 189L96 190V191H94ZM19 190H22V192H20ZM57 190H58V189H57ZM79 190H80V192H79ZM54 192L56 193V191H54ZM57 193H58V192H57ZM57 193H56V195H57ZM96 194H97V192H96ZM79 195H80V194H79ZM81 195H82V193H81ZM211 256H212V255H211ZM227 256H228V255H227ZM211 258H212V257H211ZM229 258H230V257H229ZM207 260H208V258H207ZM212 260H213V258H212ZM214 260H215V259H214ZM214 260H213V261H214ZM204 261H205V260H204ZM228 261H229V260H228ZM202 262H203V261H202ZM207 262H209V261H207ZM204 263H205V262H204Z\"/></svg>", "mask_w": 264, "mask_h": 264}]
</instances>
